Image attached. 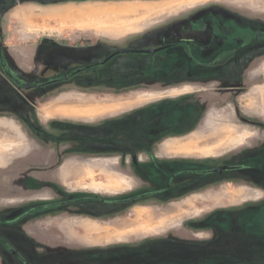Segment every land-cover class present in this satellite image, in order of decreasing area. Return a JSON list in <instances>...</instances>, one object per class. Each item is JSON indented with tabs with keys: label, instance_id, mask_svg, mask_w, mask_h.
Returning a JSON list of instances; mask_svg holds the SVG:
<instances>
[{
	"label": "rangeland",
	"instance_id": "obj_1",
	"mask_svg": "<svg viewBox=\"0 0 264 264\" xmlns=\"http://www.w3.org/2000/svg\"><path fill=\"white\" fill-rule=\"evenodd\" d=\"M21 1L25 0H0L4 54L3 62L0 61V92H3L0 98L10 99L11 110L20 116L27 113L30 118L34 116L28 127L37 156L31 166L15 164L0 174L5 176L0 178V187L4 178L18 185L0 189L2 222L51 202L56 195L48 193L51 191L48 187L56 183L66 197L83 191L117 199L153 189L155 185L138 184L131 172L124 171L125 165L129 166L124 161L129 158L124 155L130 149L137 152L153 149L161 162L170 156V160L194 162L205 170L238 165L249 169L235 174H214L208 179L198 177L191 188H187L191 179L180 178L176 199L154 198L134 203L124 211H117L115 215L120 219L116 221L55 220L50 213L47 216L38 213L13 226L1 225L4 239L0 237V242L18 250L27 264H264V226L246 218L252 217L256 206L264 204L263 41L253 51L248 48L243 52L245 59L251 58L253 52L260 53L261 60L253 61L259 69L251 71L253 62L245 61L237 76L236 70L225 77L198 74L196 77L209 80L204 88L191 84L186 87L188 63L175 65L169 55L173 51L158 56L121 57L98 75H84L67 88L50 86L28 91L2 72L4 65L18 81L37 86L60 78L61 50L45 44L49 41L99 43L101 48L112 49L158 48L179 40L175 32L181 26L187 27L184 25L190 18L209 10L210 5L241 13L243 9L235 5L256 6L264 0H30L54 4L46 7L38 4L20 7ZM15 7L20 8L10 17L9 12ZM71 9L108 12L128 9L132 13L121 19L96 22L89 18L78 24L54 20L53 16ZM188 35L181 34L180 39L190 40ZM13 47L30 53L20 61ZM88 53L82 50L78 62L88 61ZM122 72L125 74L119 75ZM27 101L31 104L29 108L25 106ZM2 112L5 113L0 107ZM112 115L125 119L121 123ZM51 116L56 119L75 116L74 123L94 132L98 140L91 145L84 139V147L107 148L99 152L100 156L90 158H115L120 162L116 168L125 177L113 170L115 160L68 162L59 176L54 175L52 170L58 164L75 158V153L65 149L76 147V142L70 134L54 133L50 137L44 132ZM72 120L69 122L73 123ZM108 128L117 135L104 136ZM0 138V165H3L5 160L19 154L22 139L16 136V140L7 143ZM32 169L41 187L35 190L19 187L25 183L24 170ZM70 175L78 180L66 182ZM97 206L100 213H105L100 204ZM80 213L87 214L84 210ZM154 214L158 217L152 219ZM154 223L161 225L151 227ZM143 225L148 229L142 228Z\"/></svg>",
	"mask_w": 264,
	"mask_h": 264
},
{
	"label": "flooded vegetation",
	"instance_id": "obj_2",
	"mask_svg": "<svg viewBox=\"0 0 264 264\" xmlns=\"http://www.w3.org/2000/svg\"><path fill=\"white\" fill-rule=\"evenodd\" d=\"M246 25L247 24L239 22L238 20L228 18L223 12H220L219 10H207L203 11L201 15H196V18L194 16L191 21L184 25L187 27L181 26L179 30L175 32V34H178L179 40L158 48L140 49L133 47H123L112 49L108 47L101 48L99 46V43L77 42L74 44H69L66 42L57 43L56 41H49L45 44L50 45L52 48H55V50H61V52H58L59 55H62L61 59H63L60 62V66L62 69H60L59 71H61V73L58 74L60 75V78L53 79L49 82H45L37 86L24 84L18 81L8 72L4 65H2V72H4L16 85L29 91L42 90L43 88H47L50 86H54L55 89L61 86L67 88V86H70L68 85L69 83H71L72 85L75 84L74 82L76 80L78 81V79H80L84 75H98L99 72L107 69V67L113 66L112 64H114L121 57L137 55L158 56L168 51H173V53H169V55L172 57L171 60L175 65H178L180 62L188 63L187 76L190 80L188 79V85L186 87L191 84V86L194 87L199 86L204 88V86L209 83V80H207V78H200V76L196 77L198 74L204 77H209V75L213 73L217 74L220 77H225L223 75H228V72H230L231 70H236L235 74L237 76L239 74L237 73V71H242L245 60L241 59L238 62L239 65L236 68H227L226 70L225 67L227 66V64L231 63V60L234 58V56H236L238 51H244L248 48H251V50L253 51L258 42L264 41V39H260L258 32H256V29L249 25ZM181 34H189V37H187V39L190 40L185 41L183 40V38L180 39ZM217 40H221L223 43H229V41H238V43L233 49L223 50L210 56L207 55L208 57H205V55L202 54H195V50H202L204 49V47L210 48L211 45H214L215 41ZM84 49L89 51L87 57L88 61L78 62L79 54ZM127 50L131 52L121 53ZM149 51L156 52L154 54H148L147 52ZM3 55L4 54H2L1 47V62H3ZM241 57H243V55ZM254 61L256 62V60ZM246 62L250 61L247 60ZM256 65H254L253 62L251 66L253 68ZM121 74L124 75L125 73L122 72L119 75ZM180 81L178 83L183 84L180 83ZM27 85H30V89H27ZM75 86L81 88L80 86ZM49 130L52 131L51 133L53 134H70L72 136L71 139L75 140L76 147H68L65 150L69 151L70 153H75L74 156L84 151H86L87 153H94L95 151L94 146L88 145L87 147H84L85 142H83L86 140L89 141V144L93 145L97 140V138L94 137L95 134L88 129L85 130V128L83 129L78 127L75 123L51 125L49 127ZM46 132L50 137L53 135L49 134L48 131ZM124 157L129 158V161H126V159L124 160L129 166L126 167L125 165L124 168L122 166L121 168H123L124 171H127L128 173L131 172L135 176L134 178L139 180H137L138 184L155 185V187H152L153 189L148 191H141L134 196H127L125 198L117 199H110L108 197H101L96 195L83 196L82 194L66 197L62 195L60 186H58V183H56L53 184L54 186L48 187L49 189H51V191L48 193L56 195L55 197H51V202L32 207L28 211L24 212V214L6 220L5 223L2 222V219H0V226L16 225L17 223L23 221L26 217H31L38 213L44 215L46 214L45 216L50 213V218L55 220H64L63 218L81 219L84 217H89L97 218L99 220L102 219L101 221L104 223H106V221L108 220L114 221L113 219L110 220V218H112V216H115V213L117 211H124L126 208H128L129 205H132L134 203L140 201H149L154 198H161L162 200H164V198H170L171 200L176 199L175 197L178 196L179 192L178 181L180 178L191 179V181H189V185L187 186V188H191L195 186L196 178H207L210 175H214L213 173H211L213 170L223 168L216 167L205 170L199 168V166H197L194 162L186 163L180 162L179 160H170L172 159L170 156L167 157L168 160H164L161 162L159 160L160 158L158 157V154L156 153V150L149 148H146L140 152L130 149L129 153L124 155ZM225 167L235 169L225 171L222 174H235L249 169L246 165ZM33 171L34 170H32L31 172L33 173L32 176L35 175V172ZM233 174H230L228 176H231ZM2 177L3 175L0 176V178ZM147 180L150 181L148 182ZM40 187L41 186L39 181L34 182V184L29 189L35 190L39 189ZM54 190H56V192ZM170 203L171 202H168L167 204L170 205ZM99 204L100 207L104 209L105 213H100L98 209H96L98 207L97 205ZM66 209H68V211H66ZM82 210H84L87 214H81L80 212ZM254 210L255 211L251 218L249 216L246 217L247 220L251 221L252 223L254 221V223L258 224H260L259 222H264V204L256 206ZM0 237L4 239V234L2 231L0 232ZM0 246L3 247L7 254L12 259H15L18 264H27V260L25 259V257L15 248L10 246L9 244H4L3 242H0ZM14 252H16L17 254H15Z\"/></svg>",
	"mask_w": 264,
	"mask_h": 264
},
{
	"label": "crops",
	"instance_id": "obj_3",
	"mask_svg": "<svg viewBox=\"0 0 264 264\" xmlns=\"http://www.w3.org/2000/svg\"><path fill=\"white\" fill-rule=\"evenodd\" d=\"M168 1H170V0H168ZM37 4L38 5H42L43 7L54 5V4H50V5L40 4V3H37L36 1H30V0L29 1L28 0L27 1L26 0L25 1H21L19 3L20 7L27 6V5L35 6ZM227 5L232 6L233 4L227 3ZM55 6H57V5H55ZM20 7L13 8L9 12V16L12 17V14ZM235 7L243 9V11L241 12L242 14L239 11L235 12L233 10L225 9L223 7H218L216 5H210L209 6V10H219L220 12H223L228 18L234 19V20H238L239 22L245 23V24L253 27L254 29H256V32H258L260 39H264V17H261L262 16L261 14H264V3H259L256 6H253V5L252 6H236L235 5ZM244 9H246V10L244 11ZM195 18H196V16H195ZM190 19H192V18H190ZM16 23H18V22H16ZM237 43H238V41H229V43L228 42H226V43L224 42L223 43L221 40H217V41H215L214 45L213 44L211 45L210 48L204 47V49H202V50H195V54H202V55H205V57L207 55L210 56V55L216 54L217 52H221L223 50L233 49ZM263 43H264V41H263ZM206 45H204V46H206ZM2 48H3V45H2ZM13 48H14L13 52L17 53L21 57V58H18L20 61H21L22 58L24 59V57H23L24 55H28L30 53L29 50H26V49H19L18 47H16V48L13 47ZM243 52H244L243 50L237 52L236 56H234V58L231 60V63L227 64V66L225 67L226 70H227V68H234V67L236 68L239 65L238 62L241 59H244L245 61H247V60L254 61L256 59L257 60H261L259 52L251 53L250 54L251 58L247 57V59L243 58L244 57V53ZM242 55H243V57H241ZM263 58H262V60H263ZM257 69H259V65L258 64L255 67H253L251 71H256ZM2 93L0 92V96L2 95ZM11 103L12 102H11L10 99L5 101V99L0 98V107H1V109L3 108V110L5 112V113H3V112L0 113V137L5 138L6 142L8 143L10 141L16 140L17 139L16 136H19L22 139V142H21V147L22 148L20 149L21 151L19 152V154L15 155L12 158H9V159L5 160L3 162L4 164L0 165V174H4V173L8 172L10 170V168L13 165H15V164H20V166H27V167L31 166V164L34 163L33 161L35 160V158L37 156V154H36V151H37L36 143H35L34 138H31L29 127H28V124L33 123L34 116L32 115L33 117L30 118L29 117L30 116L29 113H27V116L26 115L25 116H20L21 114L19 115V114L13 112V110H11V107H13V106H11L12 105ZM29 105H31V104L27 101V105H25V106H28V108H29ZM63 107H65V106H63ZM56 115H58V114H56ZM118 115H112V116L117 117L115 120L118 119L122 123V121H124V119H125V116L124 117H122V116L118 117ZM63 117H65V116H63ZM68 117H70V118H68ZM73 117H75V116H66V118H58V119L53 118V116L49 117V119H48L49 122L47 124V127H45L44 132L47 133L46 131H48L49 134H53V133H51L52 131L49 130V127L51 125H62V124H65V123L66 124L70 123L69 120H72ZM71 122L74 123L73 120ZM13 128H14V130H15L17 135H15V132H13V130H12ZM109 130H111V129L108 128L107 131L103 133V135L106 136V137H109V136H112V135H117L116 133L114 134V133L110 132ZM141 134L142 133L140 131L139 135H141ZM96 135H98V134H96ZM214 138H217V136H214ZM0 141H1V138H0ZM96 141L98 142V140H96ZM105 143L106 142H104V144ZM94 149H95L94 153L93 152L87 153L86 151H84L82 153H78L77 155H75L74 156L75 158L66 159L64 163H62V164L60 163L61 165L58 164L56 166V168L52 170L53 172H55L54 175L57 176L59 171L68 162L71 163V164H73V163L74 164H84V163L85 164H89L91 161H97V160H115V165H114V169L113 170L116 173H118V174H120V175L125 177V175H123L124 174L123 171L121 169H117L116 168L120 164V162H117V160L115 158H113V159H100V158H97V159L94 158L93 159V158H90L91 156H100L99 152L104 151V150L106 151L107 148L99 149V148L95 147ZM49 163H51V161ZM32 170H29V171H25L24 170V172H27V175L24 177V182L25 183L24 184H20L22 186H19V187H23V188L29 189L34 184V182H37V180H39V179H37V177L35 175L32 176V174H33V173H31ZM53 172H52V174H53ZM73 178L75 180H78V178L70 175V176L67 177L66 182L67 181H71ZM5 179L6 178L1 179L2 183H4L5 185L2 184L0 189H3L5 187H9V186L18 187L17 184H16L17 186L15 184L14 185L11 184V180L9 181V180H5ZM41 179H42V177H41ZM238 187H243V186L239 185ZM79 194H82L83 196H89L87 193H85L83 191H80ZM95 194H96V196H101L97 192H95ZM115 194H118V193H115ZM110 199H116V198H110ZM112 218L114 219V221L120 219L119 216L116 217V215L113 216ZM83 220H89V221L100 223V220H102V219L99 220L97 218L84 217ZM253 223H254V221H253ZM254 234H256V233H254ZM0 264H14V260H12V258H10V256L7 254V252L1 246H0Z\"/></svg>",
	"mask_w": 264,
	"mask_h": 264
},
{
	"label": "bare ground",
	"instance_id": "obj_4",
	"mask_svg": "<svg viewBox=\"0 0 264 264\" xmlns=\"http://www.w3.org/2000/svg\"><path fill=\"white\" fill-rule=\"evenodd\" d=\"M132 11L128 9H123L118 12L116 11H100L98 10H88V9H71L61 12L60 14H57L54 17V20L63 23H80L85 21V19L91 18V20H109V19H121V17H127ZM97 22V21H96ZM114 22V21H113ZM86 23V22H85ZM73 26V25H72ZM220 136H217L219 138ZM2 143V142H1ZM1 149V147H0ZM158 215H152V219L157 218ZM158 223H154L151 225V227H158ZM142 228L148 229L147 225L141 226ZM147 231V230H146Z\"/></svg>",
	"mask_w": 264,
	"mask_h": 264
},
{
	"label": "water",
	"instance_id": "obj_5",
	"mask_svg": "<svg viewBox=\"0 0 264 264\" xmlns=\"http://www.w3.org/2000/svg\"><path fill=\"white\" fill-rule=\"evenodd\" d=\"M2 47V43H1V37H0V49ZM131 51L127 50V51H123L121 53H130ZM156 51H149L147 52L148 54H154ZM27 89H30V85H27ZM232 169H235V168H229V167H223V168H218V169H215L213 170L211 173L213 174H216V173H219V174H222L223 172L225 171H228V170H232ZM15 254H17L16 252H14Z\"/></svg>",
	"mask_w": 264,
	"mask_h": 264
},
{
	"label": "trees",
	"instance_id": "obj_6",
	"mask_svg": "<svg viewBox=\"0 0 264 264\" xmlns=\"http://www.w3.org/2000/svg\"><path fill=\"white\" fill-rule=\"evenodd\" d=\"M260 224L259 225H262V226H264V222H259Z\"/></svg>",
	"mask_w": 264,
	"mask_h": 264
}]
</instances>
